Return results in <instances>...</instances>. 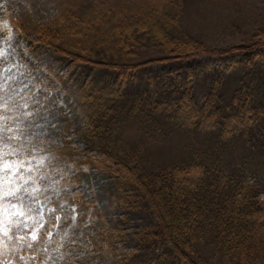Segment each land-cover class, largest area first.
Listing matches in <instances>:
<instances>
[{
	"label": "trees",
	"instance_id": "16d2710c",
	"mask_svg": "<svg viewBox=\"0 0 264 264\" xmlns=\"http://www.w3.org/2000/svg\"><path fill=\"white\" fill-rule=\"evenodd\" d=\"M190 2L74 0L70 23L33 33L15 16L20 37L56 56L79 100L58 125L62 147L119 192L107 223L88 222V195L72 188L50 249L49 222L32 244L39 264H264V23L247 42L211 47L181 30ZM207 55L220 62L209 66ZM199 119L216 122L209 145L146 161L147 142L195 133ZM228 120L225 136L217 121ZM131 125L142 139L128 140Z\"/></svg>",
	"mask_w": 264,
	"mask_h": 264
},
{
	"label": "rangeland",
	"instance_id": "374dc122",
	"mask_svg": "<svg viewBox=\"0 0 264 264\" xmlns=\"http://www.w3.org/2000/svg\"><path fill=\"white\" fill-rule=\"evenodd\" d=\"M73 2L0 0V264H39L32 244L49 222L43 242L44 249H50L48 239L62 220L59 207L74 187H82L88 195L86 221L107 223L118 210L119 192L99 183L89 165L59 140L63 112L79 104L74 88L59 72L56 56L41 47H28L15 21V16L22 17L32 33L41 23L62 27L71 21ZM179 21L181 30L208 46L244 43L264 23V0H192ZM204 60L209 66L220 62L209 55ZM187 112L193 118L190 123L195 122L197 112L191 108ZM246 115L248 122L255 111L249 109ZM215 123L199 119L195 133L173 132L150 140L143 147L146 161L157 164L190 157L189 147L210 144ZM217 123L229 136L231 120ZM127 138L135 142L143 137L131 125ZM76 207L70 206L67 226L76 220Z\"/></svg>",
	"mask_w": 264,
	"mask_h": 264
}]
</instances>
